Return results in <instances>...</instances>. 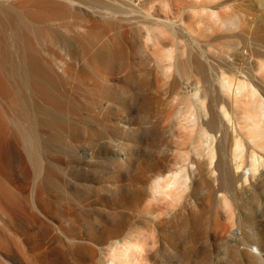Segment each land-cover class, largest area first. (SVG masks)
<instances>
[{
	"label": "bare ground",
	"instance_id": "1",
	"mask_svg": "<svg viewBox=\"0 0 264 264\" xmlns=\"http://www.w3.org/2000/svg\"><path fill=\"white\" fill-rule=\"evenodd\" d=\"M123 1L0 0V264H94L96 250L105 255L102 264H139L137 257L146 242H122L117 237L116 219L114 227L106 224L101 192L89 202L93 206L92 220L70 205L62 207L55 197L70 201L68 188L75 178L71 163L91 164L100 152L91 149L92 138L98 133L91 137L80 124L82 109L91 99L100 101L110 92L86 88L80 75L84 65H77L78 56L58 32L70 29L55 21L75 17L71 29L78 31L71 37L79 56L87 52L88 43L100 31L118 30L94 51L96 59L113 60L126 37L125 24H121L127 23L121 10ZM260 3L264 11V0ZM229 8L227 5L225 11ZM210 9L207 31L220 27L239 30L243 35L246 30L250 37L243 46L239 40L226 43L229 51L221 49L220 59L213 64L217 69L214 81L200 93L187 95L188 109L182 125L189 135L196 131L193 145L205 167L192 162L191 169L181 166L153 180L150 191L155 199L186 197L190 172L196 170L208 175V180L200 184L207 187L221 180L234 195L247 185L253 192L264 188V42L257 43L256 48L251 46L256 33L264 35V21L243 23L236 13ZM165 21L172 22L168 17ZM171 26L156 28L157 33H148L146 41L154 42L157 34L167 36L170 32L178 37L182 29L175 22ZM60 45L65 56L55 55ZM252 49L261 51L263 57L255 58ZM164 57L167 63H160L167 72L175 64L187 75L193 71L204 74L202 63L193 56L175 63L170 61L171 54ZM130 79H125L127 87ZM60 158L66 167H61ZM206 187L196 185L192 193L210 196ZM220 189L221 185L216 192ZM220 203L230 213L234 226L228 197L222 194ZM238 233L236 240L242 231L238 229ZM260 233L256 227L257 247L264 250Z\"/></svg>",
	"mask_w": 264,
	"mask_h": 264
},
{
	"label": "rangeland",
	"instance_id": "2",
	"mask_svg": "<svg viewBox=\"0 0 264 264\" xmlns=\"http://www.w3.org/2000/svg\"><path fill=\"white\" fill-rule=\"evenodd\" d=\"M227 5L230 8L225 11ZM210 8L222 14L236 13L243 23L264 21L260 0H124L121 10L127 23L121 24H125L126 37L113 60L96 59L94 51L108 43L118 30L100 31L88 43L87 52L79 56L71 37L78 31L71 29L75 17L55 21L70 29L61 27L58 32L78 56L77 65H84L80 75L86 88L110 91L100 101L91 99L82 109L80 124L91 137L98 133L92 138L91 149L100 152L91 164L71 163L75 178L68 188L70 201L55 197L61 200L62 207L70 205L92 220L93 206L89 202L101 192L106 224L114 227L116 219L117 237L122 242H146L137 257L139 264H264V250L257 247L260 242L254 236L257 227L264 237V188L253 192L247 185L234 195L221 180L207 187L200 184L208 180V175L196 170L190 172L192 180L186 197L155 199L150 191L153 180L181 166L191 169L192 162H196L205 167L196 157V131L189 135L182 125L188 109L187 95L192 91L200 93L214 81L217 69L213 64L220 59L221 49L229 51L226 43L239 40L243 46L250 37L246 30L243 35L239 30L220 27L207 31ZM165 17L182 29L178 37L171 32L167 36L157 34L156 41L147 42V34H156V28H172L170 22H164ZM256 34L251 44L255 48L264 42L263 33ZM252 52L255 58L263 57L258 49ZM166 54L172 55V63L183 57L199 59L203 76L194 71L190 75L179 72L175 64L170 72L165 71L161 63H167L163 58ZM55 55L65 56L66 51L60 45ZM129 76L127 87L124 82ZM99 159L101 164L96 163ZM60 164L66 167L63 158ZM58 172L61 174L62 169ZM196 185L206 187L211 195L193 194ZM220 185L222 189L216 192ZM222 194L229 199L234 226L230 213L221 206ZM238 229L242 234L236 240ZM102 252L96 250L94 264L104 262Z\"/></svg>",
	"mask_w": 264,
	"mask_h": 264
}]
</instances>
